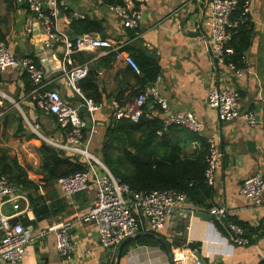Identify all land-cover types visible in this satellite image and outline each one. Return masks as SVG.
I'll list each match as a JSON object with an SVG mask.
<instances>
[{"label":"crops","instance_id":"0c3cea01","mask_svg":"<svg viewBox=\"0 0 264 264\" xmlns=\"http://www.w3.org/2000/svg\"><path fill=\"white\" fill-rule=\"evenodd\" d=\"M12 1L15 7L8 11L10 1L0 0V31L6 37L5 42L14 52L20 50L24 58L33 55L47 73V88L58 91L68 105L79 110L80 117L87 123L84 135L90 141L89 149L100 161L103 162V149L109 144V128L118 129L119 137L113 136L109 157L122 174L132 176L135 171L123 153L127 151L135 154L137 147L150 136L151 147L155 152L153 159L167 164H170V157L176 155L182 159L199 156L206 148L199 139L219 140L224 154L215 185L206 186L212 188V192L204 191L201 198L189 199V204L177 211L175 220L162 232L141 233L144 236L132 238L118 260V249H104L99 243L97 228L81 220L93 207L96 190L90 188L76 195L73 200H67L59 181L49 183L50 177L47 182L44 181L47 173L41 170L42 157L39 151L44 144L52 146L47 140L66 142V132L60 128L54 116L45 114L37 106L31 95L35 87L32 84V89L26 85L28 80L23 73H0V89L8 96L0 97V150L17 160L28 179L38 187V190H23L19 198L20 210L14 209L9 198L0 199V216L9 218L11 223L22 218L34 222L33 226L26 227L19 221L32 232V241L20 264H173L172 251L176 246L189 248L203 264H262L264 202L260 206L252 205L242 197L240 191L247 179L258 174L264 175L263 129L261 126H249L243 118L222 122L217 111L209 106L208 94L214 87L237 90L241 95V112H254L262 118L264 0H252V40L245 53V70L241 76L228 65H215L206 48V38L211 34L209 0H150L143 6L139 30L124 28L106 8L97 6L96 0H65L70 13L79 12L91 20L102 21L101 36L123 46L138 64H148L146 58L154 62L159 67L155 81L150 80L143 68L137 73L124 62L117 61L115 54L103 50L74 54L71 57L72 64H64L59 52L44 49L39 32L30 36L26 34L34 16L25 4ZM67 15V12H62L61 29L69 32L73 38L82 35L84 31L80 27L67 25ZM82 63L92 66L87 78L93 77L98 87L97 92L87 90L96 100L97 109L93 114L86 107V100L92 99H87L82 91L78 94L66 87L63 77L65 70ZM158 79L160 95L167 101L169 110L165 112L149 101L144 108L148 116L144 118L159 122L163 129L131 131L130 135L127 134L125 126L129 119H117L114 116V102L125 106ZM179 112L196 114L204 124L202 134L169 125L168 119ZM32 127H36L40 135ZM56 149L62 152V158L86 166L83 157ZM37 193L46 198L49 213L40 212L39 216L36 215L29 195L36 198ZM213 207L226 208L227 219L221 222L211 216L209 212ZM30 211L33 216L28 214ZM65 221L72 222L71 238L78 246L76 254L69 261L61 258L56 235L48 230L53 224ZM232 223L246 229L252 239L250 245L242 247L233 244V233L229 228ZM146 236L161 241L165 248L136 242L138 238ZM0 264L10 263L0 260Z\"/></svg>","mask_w":264,"mask_h":264},{"label":"built area","instance_id":"2783aa9c","mask_svg":"<svg viewBox=\"0 0 264 264\" xmlns=\"http://www.w3.org/2000/svg\"><path fill=\"white\" fill-rule=\"evenodd\" d=\"M150 0H96L97 6L106 8L108 12L121 22L126 29H141L143 6ZM25 4L29 13L34 16L32 24L27 28L28 36L39 32L44 49L59 52L64 64H72L71 57L80 52L103 50L108 54H115L117 61L124 62L135 72L140 73V66L134 57L127 53L120 44L102 37L97 33H84L73 38L69 32L60 27V15L68 13L67 25L86 19L79 12H69L65 0H17ZM252 0H209L211 16V34L206 38V48L215 65H226L227 58L233 54L229 47L232 30L239 29L251 21ZM241 11L240 17L233 19L235 13ZM39 28V31H37ZM238 76L244 70H238L233 64L228 65ZM18 71L27 75L34 85L32 96L37 106L48 115L56 118L60 128L67 134V141L49 144L58 149L70 151L83 157L87 169L59 180L63 187L65 198L73 200L80 194L94 188L96 201L93 207L81 217L87 224L94 225L98 230L100 245L107 250H117L125 240L132 239L138 234H158L165 230L175 220L177 211L189 200L187 194L175 190H154L148 193L133 192L128 184L122 183L111 171L90 152L89 140H86L84 130L86 121L80 117L79 110L68 105L61 94L49 90L46 71L33 58H19L9 45L0 41V73ZM91 72L89 63L76 65L65 70L63 77L66 87L81 94L80 83ZM142 90L137 97L121 106L114 102L115 117L128 118L139 122L148 116L144 108L149 101H153L167 112L168 103L160 95L158 83ZM0 97L8 98L0 89ZM264 109V92L261 95ZM208 104L218 113L219 119L233 121L240 118L246 120L249 126H261L264 135V113L262 118L254 112H241V95L237 90L214 87L208 94ZM87 111L93 114L97 106L93 100H86ZM149 118H151L149 116ZM169 125L183 127L189 131L202 134L204 124L194 113L179 112L168 119ZM38 133L36 127H32ZM38 135H40L38 133ZM208 156L205 183L214 186L224 157L221 143L215 138L207 139ZM23 188L11 183L6 176L0 177V199L9 198L15 210H20L19 198ZM242 197L252 205L260 206L264 202V175L258 174L247 179L240 191ZM210 215L218 221L226 220L228 210L224 207H213ZM30 216L32 212H28ZM70 221L57 222L49 227V232L57 238V250L64 261H69L78 250L72 241ZM229 228L233 233L232 242L236 246H248L250 241L245 236V230L235 224ZM32 241V232L22 223L12 224L9 218L0 216V260L10 264H20L24 258L26 248ZM176 249V250H175ZM172 251L173 264H203L194 252L186 247L175 248Z\"/></svg>","mask_w":264,"mask_h":264},{"label":"trees","instance_id":"16d2710c","mask_svg":"<svg viewBox=\"0 0 264 264\" xmlns=\"http://www.w3.org/2000/svg\"><path fill=\"white\" fill-rule=\"evenodd\" d=\"M9 1L10 4L7 7V10L11 11L12 9H14L15 4L14 1ZM240 14L241 11L235 13L233 19H238L240 17ZM74 26L80 27L84 31L83 34L97 33L101 35V32H103V23L100 20H91L90 18H86L85 20L75 22ZM252 31L253 28L250 27V22L242 25L239 29L232 30V39L230 41L229 47L233 49V54L227 58L226 65L233 64L236 69L245 70L244 57L245 53L251 46ZM0 41H6L5 35L1 31ZM29 58L35 59L33 55ZM146 60H148V64L138 65L140 66V69H144L146 75L149 76L151 81H155L158 76L159 67L148 58H146ZM23 75L28 80L26 81V85L31 86L33 83L30 78L25 74ZM80 87L82 93L86 96L87 99L96 101L94 99V95H91L87 91H98L97 83L93 77L90 76L85 81H83L80 84ZM125 127L127 130L126 133L129 135L131 131H159L163 129V126H161L159 122L147 120L144 117H142L139 122H134L129 119ZM174 127L178 126L174 125ZM184 129L185 128H183V130ZM117 132L118 129H108L109 144L105 149H103V162L111 171V173L122 183L128 184L133 192L148 193L154 190H175L187 194L190 200L201 198V193H203L204 191L212 192V188L206 187L207 184L205 183V172L207 169V156L209 149L207 140L199 139L205 144L206 147L199 156L195 158L182 159L179 155H176L175 157H170V164H167L163 161H155L153 159L155 152L151 147L152 138L150 136L148 140L144 141L140 147H137V152L135 154L127 151L123 153V156L127 157L130 161L129 163L134 166L135 171L131 176L127 173H120V170L113 165V162L110 161L109 147H111V145L114 143L113 136L119 137L117 135ZM187 132L189 131L187 130ZM179 151L180 149H178V152ZM39 152L42 157L41 170L43 173H47V176L44 178L45 182H47V178L50 177L51 181L49 183H55L58 182L61 178L74 175L78 172H83L87 169L85 165L73 164L69 159L62 158L63 154L61 151H58L56 148L47 144H44ZM154 165L156 168H154ZM14 167H16V169L20 172L19 178L13 177ZM2 176H6L11 183L22 186L23 190H38V187L28 179L26 172L19 165L17 160L11 158L8 153L3 154L0 150V177ZM29 199L31 200V204H33L32 206L37 216H39L40 212L49 213V207L46 206V198L44 196H41L37 193L36 198H33L32 195H29ZM36 206H39V208H37ZM51 208L52 207H50V209ZM19 221L23 222L26 227L34 225L33 221L31 222L28 219L23 218L20 220L16 219L12 224H16ZM242 228L246 230L244 227ZM245 236L249 239L251 244L252 239L246 231ZM136 242L142 245H160L165 248L164 244L153 236L140 237L136 240ZM179 247L183 246H176V248ZM262 264H264V262Z\"/></svg>","mask_w":264,"mask_h":264},{"label":"water","instance_id":"95a60500","mask_svg":"<svg viewBox=\"0 0 264 264\" xmlns=\"http://www.w3.org/2000/svg\"><path fill=\"white\" fill-rule=\"evenodd\" d=\"M21 5V4H20ZM62 17V14L60 15V18ZM15 54L19 57V58H24V56L20 53V50H16L15 51ZM91 67V69H92V66H90ZM7 122V118H6V120H5V123ZM13 170H14V174H13V177L14 178H19V176H20V172L16 169V167H14L13 168ZM189 200L183 205V206H187V204H189ZM201 217H203V216H201ZM138 236H144L143 234H139V235H137V237ZM131 239H128V240H125L124 242H122V244L119 246V248H118V251H117V259L119 260L120 258H121V253H122V250H123V248L126 246V244L130 241ZM169 247V246H168ZM169 250H170V247H169Z\"/></svg>","mask_w":264,"mask_h":264},{"label":"rangeland","instance_id":"374dc122","mask_svg":"<svg viewBox=\"0 0 264 264\" xmlns=\"http://www.w3.org/2000/svg\"><path fill=\"white\" fill-rule=\"evenodd\" d=\"M1 89H2V88H1ZM5 100H6L7 102H9L8 99H5ZM10 104H11V103H10ZM90 152H91V153H94L92 149H90ZM94 154H95V153H94ZM175 250H176V249H175Z\"/></svg>","mask_w":264,"mask_h":264}]
</instances>
